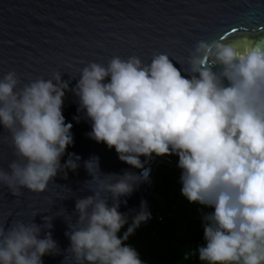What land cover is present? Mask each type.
Segmentation results:
<instances>
[{
  "label": "clouds",
  "instance_id": "clouds-1",
  "mask_svg": "<svg viewBox=\"0 0 264 264\" xmlns=\"http://www.w3.org/2000/svg\"><path fill=\"white\" fill-rule=\"evenodd\" d=\"M173 60L166 53L150 62L113 56L106 65L79 69L70 91L90 121L87 135L136 169L153 154L178 155L181 194L213 209L202 217L205 244L192 254L201 264H264V49L220 37L197 41L187 57L175 59L180 69ZM61 76L23 84L14 71L0 77V146L13 157L6 169L0 166V187L13 196L21 189L43 193L58 174L66 179L65 170L80 166L75 153L61 164L73 144V125L62 112L70 81ZM83 166L93 194L75 201L78 218L65 232L63 264L69 257L71 264H143L124 241L151 218L146 203L122 237L128 215L118 209L127 204L120 198L147 180V170L104 174L97 156ZM52 218L43 217L42 225L0 223V264H43L45 255L60 254L50 231L41 238Z\"/></svg>",
  "mask_w": 264,
  "mask_h": 264
},
{
  "label": "water",
  "instance_id": "water-1",
  "mask_svg": "<svg viewBox=\"0 0 264 264\" xmlns=\"http://www.w3.org/2000/svg\"><path fill=\"white\" fill-rule=\"evenodd\" d=\"M220 37L240 48L251 43L264 49V0H0V77L14 71L23 84L37 77L50 79L53 72H59L62 80L70 81L62 112L65 122L73 125V144L66 149L61 164L68 153L81 157L75 171L65 170L66 179L58 174L43 193L21 189L13 196L0 187V223L5 228L17 220L42 225L43 217H53L52 228L42 229L41 238L50 231L60 254L45 255L42 261L63 264L64 250L70 244L65 232L69 222L78 218L75 201L93 194L85 185L91 177L83 162L97 156L104 174L129 171L139 175L147 170V180L130 196L120 198L127 204L121 203L118 211L128 215L130 225L142 201L147 208L155 166L163 162L176 168L179 157L153 154L144 169H136L121 162L114 148L90 139V121L77 112V98L70 91L79 69L89 62L106 65L113 56L126 59L136 55L150 62L152 55L159 53L174 58V66L180 69L175 59L187 57L197 41ZM182 75L186 74L182 71ZM74 116L81 117L78 123ZM12 158L7 145L0 146V166L6 169ZM140 159L146 160L143 156ZM108 202L111 205L110 198ZM149 224L150 219L139 227ZM65 264H71L70 257Z\"/></svg>",
  "mask_w": 264,
  "mask_h": 264
},
{
  "label": "trees",
  "instance_id": "trees-1",
  "mask_svg": "<svg viewBox=\"0 0 264 264\" xmlns=\"http://www.w3.org/2000/svg\"><path fill=\"white\" fill-rule=\"evenodd\" d=\"M182 169L161 162L154 168V187L148 197L150 224L138 227L124 243L133 247L143 264H201L192 253L205 244L204 214L213 209L189 203L181 194ZM129 224L120 230L122 237Z\"/></svg>",
  "mask_w": 264,
  "mask_h": 264
},
{
  "label": "snow or ice",
  "instance_id": "snow-or-ice-1",
  "mask_svg": "<svg viewBox=\"0 0 264 264\" xmlns=\"http://www.w3.org/2000/svg\"><path fill=\"white\" fill-rule=\"evenodd\" d=\"M233 31H235V29H233Z\"/></svg>",
  "mask_w": 264,
  "mask_h": 264
}]
</instances>
